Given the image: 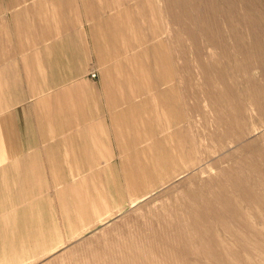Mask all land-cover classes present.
Here are the masks:
<instances>
[{
	"label": "rangeland",
	"instance_id": "374dc122",
	"mask_svg": "<svg viewBox=\"0 0 264 264\" xmlns=\"http://www.w3.org/2000/svg\"><path fill=\"white\" fill-rule=\"evenodd\" d=\"M39 1L0 0V264H264V161L242 148L264 146V0H61L16 25ZM137 160L148 181L134 187ZM222 195L241 217L196 215Z\"/></svg>",
	"mask_w": 264,
	"mask_h": 264
},
{
	"label": "bare ground",
	"instance_id": "6f19581e",
	"mask_svg": "<svg viewBox=\"0 0 264 264\" xmlns=\"http://www.w3.org/2000/svg\"><path fill=\"white\" fill-rule=\"evenodd\" d=\"M187 1V0H186ZM160 4V3H159ZM167 5V4H166ZM169 5V4H168ZM179 7V6H178ZM184 10V9H183ZM169 12V11H168ZM174 12V11H173ZM176 12V11H175ZM175 14V13H174ZM178 14V13H177ZM162 15V14H161ZM188 15V14H187ZM175 16V15H174ZM122 16H119V18H121ZM179 18V17H178ZM192 19V18H191ZM175 20V19H174ZM180 21H181V19H179ZM208 20V19H207ZM263 20V19H262ZM177 21H178V19H177ZM261 20H259V19H257L256 17L255 18H253L252 20H250V23H252L253 24V26H256L257 28L258 27H260L261 26V22H260ZM125 22V21H124ZM176 23V22H175ZM180 23V22H179ZM182 23V22H181ZM203 24V23H202ZM205 24V23H204ZM206 25V24H205ZM262 26H263V24H262ZM255 29V28H254ZM259 30H261L260 28H258ZM95 30V29H94ZM108 30V29H107ZM190 30V29H189ZM170 31V30H169ZM188 31V30H187ZM209 31V30H208ZM262 31V30H261ZM193 32V31H192ZM240 33V32H239ZM175 34V33H174ZM98 35V34H97ZM242 35H244V34H242ZM109 36V35H108ZM193 37V36H192ZM252 37V36H251ZM109 38V37H108ZM194 39V38H193ZM252 39V38H251ZM236 40H237V44L239 45V46H241V48L243 47V45H244V42H242V40H241V38L240 37H237L236 38ZM246 40V39H245ZM116 42V41H115ZM240 42V43H239ZM256 43L258 44V45H263L264 44V31L263 32H261V37H258V39H256V41H254L253 42V44H255V46H256ZM105 44V43H104ZM111 44V43H110ZM219 44V43H218ZM169 45V44H168ZM170 48V47H169ZM197 48V47H196ZM151 49V48H150ZM171 50V49H170ZM249 50V49H248ZM112 51V50H111ZM161 51V50H160ZM240 51V50H239ZM253 51V50H252ZM106 52V51H105ZM249 52V51H248ZM159 54H160V52H159ZM242 54V53H241ZM163 55V54H162ZM246 55V54H245ZM151 56H152V54H151ZM156 57L154 58V63H155V68H156V70H157V72H158V74L162 77V79L164 80V82H169V81H171L172 80V75H173V68L170 66V64H168V66H166V68H164V69H160V67H161V63H162V61H161V59H160V55H155ZM246 57V56H245ZM246 60V59H245ZM236 61V60H235ZM152 64V63H151ZM202 64V63H201ZM254 65V64H253ZM211 66V65H210ZM209 66V67H210ZM241 66L242 67H244V68H247L248 66H249V63L248 62H246L245 61V63H242L241 64ZM214 67V66H213ZM241 67V68H242ZM201 68H202V71H207V69H208V66L206 65V64H203L202 66H201ZM243 68V69H244ZM159 70H161V71H159ZM215 70V69H214ZM206 75H208V73L206 74ZM177 76V75H176ZM216 76H218V74L216 75ZM211 77V76H210ZM221 80V79H220ZM257 86V85H256ZM262 87V86H261ZM169 89H171V88H169ZM227 89V88H226ZM252 90H254V89H252ZM258 90H261L262 92H263V90H262V88H258ZM168 92V91H167ZM226 94V93H225ZM259 96V95H258ZM212 98V97H211ZM210 98V99H211ZM256 98V97H255ZM262 99L264 98V97H261ZM221 99V98H220ZM229 99V98H228ZM213 100V99H212ZM257 100V99H256ZM229 101H231V100H229ZM248 101V100H247ZM250 101V100H249ZM259 101V100H258ZM239 102V101H238ZM225 103V102H224ZM242 103V102H241ZM260 103V102H259ZM220 104V103H219ZM222 104V103H221ZM256 104V103H255ZM193 105V104H192ZM223 105V104H222ZM226 105V104H225ZM235 105V104H234ZM233 105V106H234ZM251 105H254V101H252L251 102ZM257 105H259V104H257ZM228 106V105H227ZM232 106V107H233ZM229 107H231V104L229 105ZM219 108V107H218ZM220 108H222V107H220ZM224 108V107H223ZM227 108V107H226ZM239 112H242L245 108L243 107V105L242 104H237L236 105V107H235ZM263 108V107H262ZM220 110V109H219ZM224 110V109H223ZM261 110V109H260ZM221 111V110H220ZM231 111V110H230ZM237 111V112H238ZM217 112V111H216ZM224 112V111H223ZM227 112V111H226ZM232 113H234L233 112V110L231 111ZM230 112V114H232ZM221 113H222V111H221ZM245 113H246V111H245ZM223 114V113H222ZM221 114V115H222ZM247 114V113H246ZM260 114H261V112H260ZM259 114V115H260ZM226 116H228L227 114H225ZM235 115V114H234ZM243 115V114H242ZM248 115V114H247ZM178 116V117H177ZM185 116V113H178L176 116H173L172 118H174L173 119V121L175 120V117H177L179 120V123H180V120L183 118ZM233 116V115H232ZM251 116V115H250ZM231 117V116H230ZM260 117V116H259ZM219 118V117H218ZM231 118H233V117H231ZM239 118V117H238ZM249 118V117H248ZM253 118V117H252ZM236 119V118H235ZM259 119H261V118H259ZM222 120H224V119H222ZM136 121V120H135ZM171 120H169V122H170ZM183 121V120H182ZM181 121V122H182ZM226 121V120H225ZM225 121H224V123H225ZM229 121V120H228ZM239 121V120H238ZM263 121V120H262ZM233 122V121H232ZM255 122V120L253 121V123ZM137 123V122H136ZM221 123V122H220ZM219 123V124H220ZM223 123V121H222V124H224ZM227 123V122H226ZM233 123H235V122H233ZM238 123V122H237ZM245 123H246V121H245ZM256 123V122H255ZM176 124H178V123H176ZM230 124V123H229ZM228 125V124H227ZM239 125H241V128L242 127H244V123H242L241 122V124H239ZM255 125V124H254ZM252 126V125H251ZM231 127H233V126H230V128ZM240 127V126H239ZM180 129V128H179ZM178 128H176V129H174L173 130V132H172V134L170 135V139H171V141H172V138L174 137V136H176V135H179V133H180V130H179ZM253 129V128H252ZM252 129H250V131H252ZM222 131H226V130H222ZM229 131V130H228ZM232 131V130H231ZM243 132L245 131V130H242ZM239 132H240V130H239ZM220 133H222V132H220ZM225 133V132H224ZM223 133V134H224ZM227 133V132H226ZM229 134H230V131L228 132ZM235 133V132H234ZM238 133V132H237ZM247 133V132H246ZM214 134V133H213ZM212 135V134H211ZM215 135V134H214ZM225 135V134H224ZM227 135V134H226ZM236 135V134H235ZM239 135H241V136H243V134H239ZM246 135V134H245ZM240 137V136H239ZM214 138H216V137H214ZM223 138V137H222ZM240 139V138H239ZM245 139V138H244ZM254 139V138H253ZM261 139V138H260ZM217 140V139H216ZM193 141V140H192ZM218 141V140H217ZM249 141V140H248ZM254 141L255 140H252V141H250V142H248V143H245V147L243 146L242 148H244V150H247V151H249V152H251V153H253L255 156H253V155H251L250 154V159H253V158H260V160H263L264 161V146H261V145H254ZM261 141V140H260ZM257 143H259L258 141H257ZM243 145V144H242ZM195 148V147H194ZM241 148V149H242ZM246 151V152H247ZM182 157V156H181ZM172 158V157H171ZM191 158V157H190ZM249 159V160H250ZM223 160V159H222ZM221 160V161H222ZM256 160V159H255ZM196 161V160H195ZM194 161V164H193V168H194V166L196 165V162ZM251 161V160H250ZM173 162V161H172ZM214 162V161H213ZM217 164V163H216ZM228 171V170H227ZM261 177V176H260ZM264 177V176H263ZM227 178V177H226ZM239 179H240V177H238ZM233 179V178H232ZM250 180V179H249ZM259 180V179H258ZM233 181H234V184H236V185H238L237 187H242L241 188V190H246L245 191V193H246V195H247V200L249 201V203H261V200H260V197L257 195V194H255L253 191H250V190H255L256 188H255V185H252V186H250L249 184H247V180H246V178L245 179H242V180H240V181H238V180H236V179H233ZM261 181V180H260ZM232 182V181H231ZM231 182H229V183H231ZM262 183V182H261ZM211 184H212V182H211ZM210 184V185H211ZM221 184V183H220ZM233 184V185H234ZM256 184V183H255ZM232 185V184H231ZM240 185H242V186H240ZM220 186V185H219ZM235 186V185H234ZM263 186V185H262ZM209 187V186H208ZM230 187V186H229ZM227 187L225 190L227 191V190H231V191H233V190H236V188L235 187ZM238 190H240V188L238 189ZM194 191V190H193ZM186 192V191H185ZM189 193V192H188ZM194 193H195V191H194ZM230 193V192H229ZM218 194V193H217ZM191 196V195H190ZM192 196H194V195H192ZM199 196V195H198ZM146 198V197H145ZM193 199V198H192ZM197 200V199H196ZM221 201H223L222 203H221V205H222V207H217L216 205H213V204H198L195 208H196V212L194 211L195 210V208L193 207L192 208V206H191V209H192V211H194L195 213H196V215L197 214H199L198 215V217H209L210 215H211V213H217L219 216H221V218H223V216L221 215V214H219V211H220V209L221 208H225L227 211H229L231 214H232V216H236V217H241L242 216V214H241V206L240 205H237V204H232V201H231V198L229 199L228 197H225V196H223L222 195V197H221ZM136 202H138L137 200H136ZM135 202V203H136ZM194 202V201H193ZM192 202V203H193ZM212 202V201H211ZM202 203V202H201ZM207 203H210V202H208L207 201ZM220 205V206H221ZM185 207V206H184ZM186 210V209H185ZM193 212V213H194ZM194 213V214H195ZM191 217V216H190ZM216 217V216H215ZM205 219V218H204ZM197 224V223H196ZM248 225H252L250 222H248L247 223ZM189 225V224H188ZM193 225V224H192ZM191 225V226H192ZM197 226V225H196ZM198 226H199V224H198ZM197 226V227H198ZM190 227V226H189ZM193 227H195V225L193 226ZM193 229V228H192ZM197 229V228H196ZM191 230V229H190ZM196 231V230H195ZM194 231H192V233H193ZM188 233H189V231H188ZM156 234V233H155ZM263 234H264V231H263ZM162 235V234H161ZM176 237V236H175ZM152 238V237H151ZM178 238V237H177ZM212 239V238H211ZM165 241V240H164ZM190 241H192L190 238H184L183 237V243H184V245L185 246H187V249H185L186 251L187 250H189L190 249V246H192L193 245V243H191ZM197 241V240H196ZM223 241V240H222ZM246 241V240H245ZM194 242V241H193ZM200 243V242H199ZM243 244V243H242ZM258 244H260L261 245V248L263 247V249H264V241L262 242L261 240L260 241H258ZM135 245V244H134ZM257 245V244H256ZM198 246V245H197ZM238 246V245H237ZM242 246H244V245H242ZM199 247V246H198ZM201 247H203V248H199L200 249V251H202L203 253H206L207 254V256H212L213 258H215L217 261H220V262H222V260L220 259V257H219V255L217 256V254H214V252H213V250H215V249H213L212 247H209V246H207V245H204V244H202L201 245ZM225 247L227 248V252L230 254V256L233 258V259H236L237 257H238V254H237V251H234L233 249L234 248H229L228 246H226V244H225ZM231 247V246H230ZM246 248V247H245ZM252 248V247H251ZM171 249V248H170ZM235 250H236V248H235ZM241 250V249H240ZM261 250V249H260ZM181 251V250H180ZM201 252V253H202ZM186 253V252H185ZM251 255H252V252L250 253ZM187 255V254H186ZM188 256V255H187ZM241 257V256H240ZM243 257V256H242ZM133 258H135L134 256H133ZM149 259V258H148ZM212 259V258H211ZM132 261V260H131ZM148 262L147 263H150L151 262V260H147ZM154 261V260H153ZM184 264H198V262H193V261H191L190 260V258L188 259L186 256H184ZM200 261V260H199ZM213 262H214V259L212 260ZM226 261V260H225ZM237 261V260H236ZM230 262V261H229ZM225 263V262H222V264H230V263ZM215 263H217V264H219L218 262H215ZM248 263V262H247ZM111 264V263H110Z\"/></svg>",
	"mask_w": 264,
	"mask_h": 264
},
{
	"label": "crops",
	"instance_id": "0c3cea01",
	"mask_svg": "<svg viewBox=\"0 0 264 264\" xmlns=\"http://www.w3.org/2000/svg\"><path fill=\"white\" fill-rule=\"evenodd\" d=\"M60 2H61V0H58V2L55 1V0H48L47 2L39 1L36 4H34L33 6H22V7H19V8L16 9V12H15V14L13 16L14 22H15L16 25L20 24V25H18L20 28H27V26L22 21V18L23 17L25 18V14L27 12H29L30 10L31 11L34 10L36 13H40L41 12L42 16L48 17V15H44L43 13H45V14L47 12L49 13L50 11H52L53 9H56V8L58 10L60 8L61 11H64V9H68V4H67L68 2H66V3H62V2L60 3ZM57 3H58V7H56ZM59 5H61V7H59ZM15 33L20 34V33H23V31H15ZM56 65H60V62L58 61ZM35 80L31 81V83H32L31 88H33V89H35ZM74 87L78 88V87H80V85L77 84V85H74ZM41 90L44 91V88H42ZM0 92H2L1 83H0ZM1 97H2V94H0V98ZM116 118L118 119V117H116ZM117 119H115V120H117ZM137 139H138L137 135H132L130 141H134L135 142V141H137ZM152 151H153V154H152V157H151V163L153 165V163L155 162V146H154V144L152 145ZM26 162H27V160H26ZM136 163H137L136 166L131 168L132 171L137 172L136 176H133V173L131 172V176L134 177V180H132V181H134V182H132L134 187L136 186V184H139L140 177L143 176V178L146 179V177H145L146 175L145 176L144 175L141 176V172H145V171L149 170L148 167L147 168L145 167V165H144L142 160H137ZM49 167H50L51 170L56 169L55 166L53 165V163ZM152 175H151V177H152ZM129 178H130V176H129ZM130 180H131V178H130ZM146 181H148V179H146ZM3 188H5V189L8 188L9 189V188H11V186H10L9 183L6 184V182L4 181L3 182ZM101 220H103V219H101Z\"/></svg>",
	"mask_w": 264,
	"mask_h": 264
},
{
	"label": "built area",
	"instance_id": "2783aa9c",
	"mask_svg": "<svg viewBox=\"0 0 264 264\" xmlns=\"http://www.w3.org/2000/svg\"><path fill=\"white\" fill-rule=\"evenodd\" d=\"M93 76H96V74H95V73H93Z\"/></svg>",
	"mask_w": 264,
	"mask_h": 264
}]
</instances>
